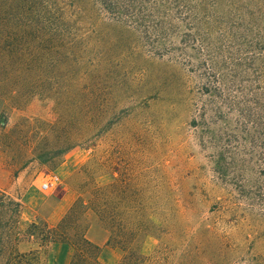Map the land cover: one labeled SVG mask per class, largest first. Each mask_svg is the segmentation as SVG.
Here are the masks:
<instances>
[{"label":"rangeland","instance_id":"obj_1","mask_svg":"<svg viewBox=\"0 0 264 264\" xmlns=\"http://www.w3.org/2000/svg\"><path fill=\"white\" fill-rule=\"evenodd\" d=\"M191 8L203 20L160 42L97 0H0V191L20 205V253L264 264V0ZM35 189L77 192L72 244L30 236Z\"/></svg>","mask_w":264,"mask_h":264},{"label":"trees","instance_id":"obj_2","mask_svg":"<svg viewBox=\"0 0 264 264\" xmlns=\"http://www.w3.org/2000/svg\"><path fill=\"white\" fill-rule=\"evenodd\" d=\"M97 1H99L108 14L122 22L125 20L134 21L136 25L147 30L154 28V26L150 27L149 25L155 24V28L153 29L154 36L156 40L160 39V42H165L166 37H170V33H172L174 29V21L184 22L187 27L192 28L193 25L191 24V21H194L195 17L196 20L199 21L203 20L206 15V12H204V10L202 12V9L198 15H193V10L191 8L193 0ZM200 15L202 18L199 17ZM30 29H32V27H30ZM147 34H149V31ZM185 37L187 36H183V38ZM2 72L9 74L5 72V70L0 69V73ZM3 113L4 111L2 109L0 116H2ZM4 199L8 198L4 192L0 191V210L2 208V211H0V264H40L37 251L23 254L17 250L15 232L18 228L21 217L20 205H16L17 209L11 210L10 207H12L14 203L11 199H8L10 201V207H7L4 205ZM77 206L78 205L76 204L56 227H51L44 220L37 219V221H34L29 225L30 236L34 238L37 237L45 245L51 243L72 244L73 241L69 236V233L75 227L72 225L74 224L72 218L73 213L77 211ZM78 245L85 248L94 247L86 239L85 233L80 237ZM78 245L76 244V246ZM107 245H111V241H109ZM95 249L100 250L98 247H95Z\"/></svg>","mask_w":264,"mask_h":264},{"label":"crops","instance_id":"obj_3","mask_svg":"<svg viewBox=\"0 0 264 264\" xmlns=\"http://www.w3.org/2000/svg\"><path fill=\"white\" fill-rule=\"evenodd\" d=\"M6 187L8 186L0 185V189H6ZM77 198L78 194L73 189H66L63 195L59 197L57 195L42 196L35 189L29 192L24 205L40 215L49 226L55 227L64 219ZM107 242L108 236L104 237L101 243L104 246L102 247L104 249L103 252L109 250L108 246H106Z\"/></svg>","mask_w":264,"mask_h":264},{"label":"built area","instance_id":"obj_4","mask_svg":"<svg viewBox=\"0 0 264 264\" xmlns=\"http://www.w3.org/2000/svg\"><path fill=\"white\" fill-rule=\"evenodd\" d=\"M58 180L59 178L55 175L47 177L45 183L42 184L41 189L43 191H48L50 187L54 186Z\"/></svg>","mask_w":264,"mask_h":264}]
</instances>
